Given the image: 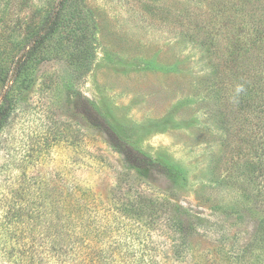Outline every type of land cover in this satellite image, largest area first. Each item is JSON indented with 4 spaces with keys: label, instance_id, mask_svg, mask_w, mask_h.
Here are the masks:
<instances>
[{
    "label": "rangeland",
    "instance_id": "obj_1",
    "mask_svg": "<svg viewBox=\"0 0 264 264\" xmlns=\"http://www.w3.org/2000/svg\"><path fill=\"white\" fill-rule=\"evenodd\" d=\"M56 1L0 0V67ZM63 17L5 85L0 264H264V114L234 119L241 94L212 82L225 67L248 108L264 99V0H70ZM92 112L163 170L129 165Z\"/></svg>",
    "mask_w": 264,
    "mask_h": 264
},
{
    "label": "trees",
    "instance_id": "obj_2",
    "mask_svg": "<svg viewBox=\"0 0 264 264\" xmlns=\"http://www.w3.org/2000/svg\"><path fill=\"white\" fill-rule=\"evenodd\" d=\"M69 4H70V0H57L56 2L52 3V6L50 7V9H48V11L45 14L43 22L40 23L37 27H35V30L31 32L32 34L29 36L27 41H25V43L20 46V50H19L20 54L15 56L14 65L12 66L11 71H8V67L5 66L0 67V82H2L3 87L6 88V91H4L2 97L0 98V127L3 125L6 118L8 117L11 107L10 99L8 98L9 87L5 85L14 84L17 81V79L20 77V75L24 73L32 63H37L42 58L41 56L42 49L44 48V46L47 45V41L54 35L57 29L62 25L65 9L69 7ZM233 64H236V60ZM212 82L220 88L219 90L220 93H222V90L225 87L227 88V84H229L230 85L229 90L232 91L231 92L232 96L235 90L241 94L239 95L240 97L235 96L233 101L235 106L234 119H236L237 116H239V114H241L242 111L244 110L246 111V114H243L240 117L246 121L249 120L251 122H254L255 118L258 117V113L264 114V108L262 107L264 103V99H262V101H259L257 103H253V104L249 103L251 104V107L253 109L248 108L247 107L248 101L244 102V99L250 98V96H252L251 95L252 92H254L255 94L257 92H255L253 88L250 89L248 83H243L242 81H239L236 76L227 72L225 70V67L217 70L213 74ZM248 87L250 89L249 91H247ZM230 91L226 96L230 95ZM91 114H95V112H92ZM96 116L98 118L97 119L94 118L95 123L93 122V126L103 131L107 135L110 145L122 155L123 159L129 165L135 168L153 167L156 169L157 168L162 169L160 166H158V164H155L148 157L128 148L127 144L121 138H119L109 128V126L105 122H103L101 118H99L98 115ZM253 152H256V150H254ZM259 157H260L259 159H261L262 153L259 154ZM261 187L263 189L258 188V190L260 191L259 194L264 193V186ZM256 233L259 236L262 235V233L264 234V226L262 225L257 226ZM257 234H256V238H258ZM263 247L261 248L264 250ZM255 260L256 262L260 263L257 260V258Z\"/></svg>",
    "mask_w": 264,
    "mask_h": 264
}]
</instances>
